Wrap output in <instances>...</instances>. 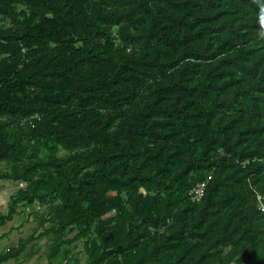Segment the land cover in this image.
I'll list each match as a JSON object with an SVG mask.
<instances>
[{"label":"trees","instance_id":"16d2710c","mask_svg":"<svg viewBox=\"0 0 264 264\" xmlns=\"http://www.w3.org/2000/svg\"><path fill=\"white\" fill-rule=\"evenodd\" d=\"M0 181V264H264V0H0Z\"/></svg>","mask_w":264,"mask_h":264},{"label":"rangeland","instance_id":"374dc122","mask_svg":"<svg viewBox=\"0 0 264 264\" xmlns=\"http://www.w3.org/2000/svg\"><path fill=\"white\" fill-rule=\"evenodd\" d=\"M19 183H10V182H2L0 181V211L1 213H4L6 211V207L8 204L9 196L12 195L17 187H19ZM24 186V185H23ZM44 207H39V205H35L36 209H43ZM22 208H18L19 213L18 215H15L13 220L10 222L5 223L4 225L0 226V251L3 252L6 247H13L16 246L19 239H25L27 238L30 233L33 231V229L36 227V221L34 214L29 215V208H25L24 210H21ZM20 210L24 213L22 214ZM263 212V211H261ZM264 213V212H263ZM48 223L46 224V226ZM39 233H43V229L41 228L39 230ZM71 236V235H69ZM36 241V242H34ZM33 243L37 244L39 247H41V252H38L36 254H40V256H37L31 259H25L24 255H21V257L16 262V259H10L8 260V263L10 264H48V261L46 259L45 253L48 249L49 241L47 236L40 237V240H34ZM32 242L29 243L25 248V253L31 252V249L29 250L30 246L33 244ZM72 255L79 258L82 262L85 259V254L83 251V243L82 240L76 241L74 243V246L71 248ZM33 255V256H34ZM54 264V263H53Z\"/></svg>","mask_w":264,"mask_h":264},{"label":"built area","instance_id":"2783aa9c","mask_svg":"<svg viewBox=\"0 0 264 264\" xmlns=\"http://www.w3.org/2000/svg\"><path fill=\"white\" fill-rule=\"evenodd\" d=\"M206 187V182H202L200 184H197L191 191H190V197L192 200H199L204 193ZM260 210L264 212V204H261Z\"/></svg>","mask_w":264,"mask_h":264},{"label":"crops","instance_id":"0c3cea01","mask_svg":"<svg viewBox=\"0 0 264 264\" xmlns=\"http://www.w3.org/2000/svg\"><path fill=\"white\" fill-rule=\"evenodd\" d=\"M10 197V196H9ZM9 200V199H8ZM22 210V209H21ZM20 210V212L22 213V214H24L22 211ZM19 211V210H18ZM0 213H1V211H0ZM19 213V212H18ZM18 213L17 214H15V215H18ZM14 215V216H15ZM14 218V217H13ZM13 218H12V220H13ZM11 220V221H12ZM10 222V221H9ZM38 234H39V232H38ZM35 240H37V241H39L40 240V238H37V239H35ZM34 242H36V241H34ZM33 243V242H32ZM7 245H5L4 247H5V250L6 249H8V248H11V247H6ZM31 249V252H33V251H35V250H37V252L36 253H38V252H41V247H39L37 244H35V243H33L31 246H30V248H29V250ZM1 252V251H0ZM30 253V252H29ZM29 253H23V254H21V255H24L25 257H23V258H25V259H31V258H33V257H35V255L34 256H28L27 254H29ZM35 253V254H36ZM21 255L16 259V262L18 261V259L21 257ZM37 256H40V254H36ZM1 264H10V263H8V261H6V262H3V263H1Z\"/></svg>","mask_w":264,"mask_h":264}]
</instances>
